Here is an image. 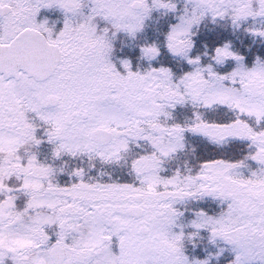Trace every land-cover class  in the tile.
Listing matches in <instances>:
<instances>
[{"label": "snow or ice", "instance_id": "1", "mask_svg": "<svg viewBox=\"0 0 264 264\" xmlns=\"http://www.w3.org/2000/svg\"><path fill=\"white\" fill-rule=\"evenodd\" d=\"M0 264H264V0H0Z\"/></svg>", "mask_w": 264, "mask_h": 264}]
</instances>
